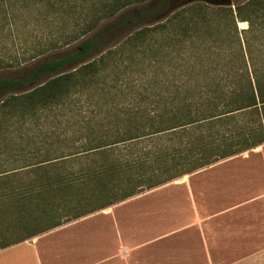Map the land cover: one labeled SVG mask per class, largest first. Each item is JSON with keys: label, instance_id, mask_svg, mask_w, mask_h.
I'll return each mask as SVG.
<instances>
[{"label": "trees", "instance_id": "obj_1", "mask_svg": "<svg viewBox=\"0 0 264 264\" xmlns=\"http://www.w3.org/2000/svg\"><path fill=\"white\" fill-rule=\"evenodd\" d=\"M24 5L39 37L0 70L41 59L0 73V236L32 237L264 142V0Z\"/></svg>", "mask_w": 264, "mask_h": 264}, {"label": "rangeland", "instance_id": "obj_2", "mask_svg": "<svg viewBox=\"0 0 264 264\" xmlns=\"http://www.w3.org/2000/svg\"><path fill=\"white\" fill-rule=\"evenodd\" d=\"M147 3L121 10L116 16L104 20L98 29L108 27ZM174 3L170 0V13L177 9L173 8ZM24 6V0H5L0 4V59L3 61L15 57L23 59V54L32 50L39 37L31 33L34 25L25 18ZM36 26L45 27L41 23ZM246 27L245 22H237L239 31ZM126 30L127 33L134 30V25H129ZM260 43H264V38ZM75 45L53 51L52 56L64 54ZM224 45L229 52L220 53L226 57L231 54L232 41L225 40ZM258 45L256 42L251 49L253 57L261 55ZM39 59L41 56L21 61L15 67L2 68L0 73L10 75ZM128 60L130 57L125 64ZM132 67L134 70V64ZM242 173L240 154L133 195L109 210L97 211L112 216L114 222H108V225L117 228L123 237L122 262L112 260L108 264H264V225L260 221V205L258 198L250 199L252 191L246 189ZM18 179L26 182L29 178L20 175ZM2 234L0 244L17 235ZM0 264H3L2 256Z\"/></svg>", "mask_w": 264, "mask_h": 264}, {"label": "crops", "instance_id": "obj_3", "mask_svg": "<svg viewBox=\"0 0 264 264\" xmlns=\"http://www.w3.org/2000/svg\"><path fill=\"white\" fill-rule=\"evenodd\" d=\"M240 154L243 163L242 178L244 185L246 189L252 191L250 199L258 198L260 221L264 225V142L254 148L218 161L233 159ZM206 166L184 175L193 174ZM216 180L217 182L222 181H219L220 179ZM125 200H128V198ZM123 201L118 202V204ZM113 205L103 209L109 210ZM97 211L62 222L60 225L32 237L22 240H10L4 246H0L2 263L108 264L112 260L122 262L123 237L120 232H117V228L115 229L113 225H108V222L113 224L114 218Z\"/></svg>", "mask_w": 264, "mask_h": 264}, {"label": "water", "instance_id": "obj_4", "mask_svg": "<svg viewBox=\"0 0 264 264\" xmlns=\"http://www.w3.org/2000/svg\"><path fill=\"white\" fill-rule=\"evenodd\" d=\"M195 1H203L211 5L215 6H232L233 5V0H174V7L173 8H178L183 5L195 2Z\"/></svg>", "mask_w": 264, "mask_h": 264}]
</instances>
